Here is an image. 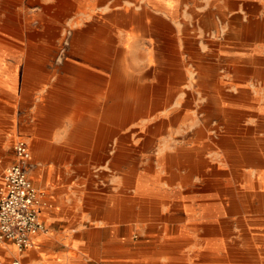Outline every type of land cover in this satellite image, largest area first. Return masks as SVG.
<instances>
[{
    "label": "rangeland",
    "instance_id": "rangeland-1",
    "mask_svg": "<svg viewBox=\"0 0 264 264\" xmlns=\"http://www.w3.org/2000/svg\"><path fill=\"white\" fill-rule=\"evenodd\" d=\"M52 1L55 0H0V35L9 40L11 33L14 34L15 40L8 43L18 56L10 53L12 56L0 59V74L10 79L7 80L9 87L5 88L15 94L16 136L28 131L29 122L32 127L41 126L38 103L42 95L48 94L46 91L54 89L44 84L53 83L57 78L56 65L63 62V69L74 68L68 67L67 63L71 62L73 30L100 19L107 12L117 13L124 7H132L131 20H121L112 28L106 57L110 58L113 68L124 70L121 73H126L129 83L135 81L136 75L145 83L152 74H157L159 84L165 86L153 88L158 89L160 98L155 100L152 108L142 107L138 112L132 109V116L126 123L118 118L123 114L119 107L121 109L132 97L110 104L108 119L111 126L127 130L126 158L116 161L122 167L112 165L109 172L110 183L121 181L127 187L129 257L125 264H264V187H249L243 177L246 171H252L251 176H264V109H261L264 105V0H144L143 3L134 0L129 6L124 5L129 0L75 1L61 19L51 20L53 25L59 26L55 48H51L50 43L42 44L28 37V28L41 16V6ZM141 9H144V17L141 13L137 15ZM11 11H15L14 21L19 28L5 24ZM162 15L178 17L179 22L173 28L168 27L170 24ZM148 16L159 24V38H150L152 24L147 23L150 21ZM25 20L31 21L29 25ZM36 29L42 31L43 27L37 25ZM126 30L138 31L142 37L134 44L127 43L124 48L120 39L114 38V32L120 34ZM92 31L84 36L93 35ZM186 38L199 39L197 43L204 60L206 51L214 48L222 51V63L218 66L222 71L219 73L228 81L231 72L238 74L237 94L219 89L220 96L214 101L204 95L205 88L186 87L185 84L192 82L198 84L193 62L196 44L186 43ZM210 38L217 41L216 47ZM29 47L45 48L43 52L48 53L36 72L38 77L26 85L24 54ZM104 58L89 61L102 62ZM233 62L237 69H231ZM7 63L14 67L13 71L3 68ZM180 66L188 70L187 75L191 73V80L185 73L175 70ZM174 74L181 76L177 81L182 87L172 85L178 83L172 78ZM189 89H194L195 93L186 103L167 100H174ZM5 97L0 91V101ZM2 106L0 103L1 114L6 112ZM168 110L171 115H181L153 139H147L143 131L147 124L158 119L157 114ZM62 122L70 127L73 121L66 117L54 126L59 127ZM96 122H99L98 118ZM114 146L112 140L111 149L116 155L118 150ZM194 146L199 147L201 162L187 161L180 153L184 148L186 154L191 155L197 151L193 150ZM165 151L173 155L163 164L156 156ZM157 182L164 188L160 194H156ZM148 188L154 189L155 195L144 194V189ZM190 208L196 211L191 218L187 215ZM201 212H209L210 216L199 217ZM247 259L249 261L245 262ZM12 260L3 258L1 264H12Z\"/></svg>",
    "mask_w": 264,
    "mask_h": 264
},
{
    "label": "crops",
    "instance_id": "crops-1",
    "mask_svg": "<svg viewBox=\"0 0 264 264\" xmlns=\"http://www.w3.org/2000/svg\"><path fill=\"white\" fill-rule=\"evenodd\" d=\"M132 1L134 0H129L124 5L129 6ZM138 1L144 2V0ZM162 16L170 24L168 27L173 28L179 22L178 17ZM148 17L150 21L147 23L152 24L150 38H159V30L154 29V21L151 16ZM114 34V38L120 39V44L124 48H127V43L134 44L142 37L135 30L122 31L120 34L114 32ZM86 37L89 38L91 35ZM197 41H199L197 38L191 40L186 38V43L196 44L193 62L198 79V84L192 82L185 84L186 87H203L206 89L204 95H208L211 97L210 100L214 101L220 96L219 89L221 92L227 90L228 94H233V91L237 94L238 74L231 72L228 81L219 73L222 71L218 67L222 63V51L217 48L210 52L206 51L204 60ZM210 41L216 47L217 41L213 38H210ZM108 53H105L102 62H87L83 57L84 49L78 46L71 48L69 60L74 69L71 72L63 69L61 67L63 62L56 65V69L59 70L57 78L53 83L44 84L45 87L54 89L46 91L48 94L42 95L38 103L40 118L38 120L42 121L41 126L32 127L29 122L30 128L23 132L22 136H16L15 94L5 88L9 87L7 83L9 77L3 78L0 74V91L6 96L5 100L0 101L3 105L2 109H6V112L0 113V187L4 183L7 162L11 160L12 163L15 159L12 155L14 144L22 138L29 144L31 153L27 160V172L41 200L39 212L44 224L43 229L33 236L32 245L27 248L19 250L10 241L0 242V264L6 257L12 258V262L17 260L18 264L126 263L127 187L121 181L110 183L109 172L112 165L122 167L116 164V161L126 158L124 149L127 130L121 126H111L108 119L110 104L112 101L124 102L128 96V86L134 87V92L129 96L137 102L143 97L139 87L150 85L152 88H158L165 85L159 84L157 74H152L145 83L138 75L133 83L127 82L126 73H121L124 70L111 66L110 58L106 57ZM156 59H158L157 54ZM234 62L230 64L231 69H237ZM3 68L13 71L14 67L7 63ZM175 70L185 73V77L191 80V73L187 75L188 70L184 67L180 66ZM80 72L84 73L82 77L79 75ZM179 77L181 76L176 74L172 76L176 81L181 80ZM192 77L195 78V75ZM168 79H171V75H168ZM172 85L182 87L180 82ZM194 89L177 95L174 100H167L186 103L188 97L194 95ZM159 95L158 89H152L148 96H151L150 100L153 101L160 98ZM49 106L53 107L54 118L49 125L43 127L42 124L48 123L45 120L46 108ZM73 115L93 121L95 126H79L74 121ZM66 117L73 121L70 127L65 126L63 122L59 127L54 126L59 119ZM97 118L99 122H96ZM112 140L115 150H118L116 155L111 149ZM155 186L156 194H160L161 189H164L160 182Z\"/></svg>",
    "mask_w": 264,
    "mask_h": 264
},
{
    "label": "bare ground",
    "instance_id": "bare-ground-1",
    "mask_svg": "<svg viewBox=\"0 0 264 264\" xmlns=\"http://www.w3.org/2000/svg\"><path fill=\"white\" fill-rule=\"evenodd\" d=\"M75 1H84V0H55L54 2L52 1V3L50 4H46V5H42L41 6V16L39 18L34 19L33 22L34 25L30 26L28 29L30 30L28 37L30 40H39L40 43H50L52 44L51 48H55V39L58 37V25H53L52 21L53 19H61V17H63V15H65L74 5H75ZM117 1V0H116ZM114 1V2H116ZM227 1V0H226ZM98 2V1H97ZM101 2V1H100ZM13 3V2H12ZM99 4V3H98ZM117 5V4H116ZM227 6V5H226ZM231 7V6H230ZM3 9V8H2ZM15 10V9H14ZM25 10H27V7L25 6ZM133 10L132 7H124L122 8L120 11L118 10L117 13H105L101 16L100 19L98 20H93L91 22H87L84 26H82V28H76L73 30L72 33V38H71V45L72 47H76L78 46L81 49H84V59L88 62L89 60L95 58V59H99L105 56V53H107L106 49L110 46V34L112 32V28H114L115 26H117L119 24V22L121 20L123 21H128L131 20V11ZM174 11V10H173ZM120 12V13H119ZM137 12V11H136ZM144 9H141L140 11H138L137 15L139 13H141V15H144ZM15 11H11V13L9 14V17L7 18L5 24L7 26H11V27H17L16 26V21H14V14ZM43 15V16H42ZM120 15V16H119ZM17 16V15H16ZM115 16V18H114ZM144 17V16H143ZM264 18V17H262ZM25 19V18H24ZM256 19V18H255ZM241 20V19H240ZM249 20V19H248ZM26 21V20H25ZM31 21H26V23H30ZM23 23V22H22ZM96 24V25H95ZM24 25V24H23ZM42 26L43 30H37L36 26ZM93 25H95L93 27ZM148 25V24H147ZM241 25V24H240ZM249 25V24H248ZM149 26V25H148ZM153 26L154 29L159 30V24L156 22H153ZM264 26V25H262ZM239 27V26H238ZM19 28V27H17ZM150 28V26L148 27ZM245 28V27H244ZM249 28V26H248ZM254 28V25L252 27V29ZM259 28V25H258ZM252 29H248L252 30ZM16 30V29H15ZM91 30H93L91 37H86L84 36L86 33H88ZM7 32H10L9 30H7ZM11 33V32H10ZM253 33V32H252ZM12 37L9 38V40H6L3 36L0 35V58L1 57H5V56H12L10 53H13L12 50L10 49L11 47H9V41L15 40L14 34L11 33ZM240 35V34H239ZM243 36V35H242ZM254 36V35H253ZM255 37V36H254ZM259 37V36H258ZM7 38V37H6ZM22 38V37H21ZM64 38V37H63ZM239 38V37H238ZM54 45V46H53ZM41 48V47H40ZM49 48V47H48ZM43 50L45 51V48L42 49H35V48H28V50H26V53L24 54V60H25V80H26V85L27 82L32 80L33 78L38 77L36 74V72L38 71V69L40 68V66L44 63V61L47 59V54L48 52H43ZM13 56L17 57L14 53ZM68 63V67L73 66L72 62H67ZM66 63V64H67ZM210 66V65H209ZM87 68V67H86ZM74 69V68H73ZM72 71V69L68 68L67 71ZM92 70V69H91ZM213 73V72H212ZM83 72H80L79 75L80 77L83 76ZM256 74V73H255ZM206 75V74H205ZM257 76V75H256ZM68 78H71V76H68ZM10 80V79H9ZM10 82V81H9ZM151 86L150 85H143L141 87H139V90L142 92L143 97L140 101H133L132 99H128L124 102L122 108L120 109L119 107V111H123V114H119L118 118L122 123H126L128 121V119H130V117L132 116V109L133 111L138 112L142 107H151L152 104H156V101L153 100L151 101L150 98H148V95L151 92ZM134 87H127V94L128 96L131 94V92H134ZM65 94V93H63ZM133 103H136L135 106H133ZM133 106V108H132ZM153 106V105H152ZM53 107L49 106L46 108L47 110V118L45 121H47V124H42L44 125L43 127L49 125L50 121L53 120L54 118V112H53ZM261 109H264V105H262ZM181 115V114H180ZM179 115V116H180ZM179 116L177 115H171V111H166L165 113H159L157 114L156 117H158V119H155L154 121H152L151 123L147 124L146 128L143 130L144 132H146L147 135V139H153L156 135H158L162 130L166 129V127H168V125L170 124L171 121L177 119ZM184 116V115H183ZM73 119L74 121H76L79 126H95V123L93 121H88L87 119H85L84 117H79L76 115H73ZM51 125V124H50ZM111 133V132H110ZM29 138V137H28ZM193 150H197L195 152H192L191 155L186 154V152L184 151V148L180 149V153L185 155V157H187V161H192V159L197 160V162H201L200 160H203L202 155L199 154V147L198 146H194ZM234 151V150H233ZM179 152L177 155H179ZM259 152V151H258ZM199 154V155H198ZM261 154V153H260ZM170 152L165 151L159 155L156 156V158L161 162V163H168V161L170 160V158L172 157ZM255 159V158H254ZM257 159V158H256ZM262 159V158H261ZM196 162V161H195ZM236 166V165H235ZM31 167V166H30ZM207 167V166H206ZM210 167V166H209ZM258 168V167H256ZM208 169V168H207ZM215 171V170H214ZM138 172V171H137ZM143 172V171H142ZM252 172V171H251ZM251 172L246 171L243 173V177H244V181L247 182V186L249 187H264V176H261L259 174H256L254 176H251ZM254 172V171H253ZM152 173V172H151ZM242 175V174H241ZM159 177V176H158ZM226 178V177H225ZM159 180V179H158ZM243 181V182H244ZM225 182V181H224ZM223 183V182H222ZM226 183V182H225ZM231 184V183H230ZM243 185V184H242ZM212 187V186H211ZM162 190V189H161ZM249 190V189H248ZM260 190V189H259ZM154 192V189H144V194H148V193H152ZM155 195V194H154ZM160 196V195H159ZM122 200V199H121ZM137 200V199H136ZM231 200V199H230ZM124 201V199H123ZM183 201V200H182ZM199 201V200H198ZM205 201V200H204ZM222 202V201H221ZM121 203V202H120ZM124 203V202H123ZM224 203V202H223ZM227 203V202H226ZM126 204V203H124ZM128 204V203H127ZM126 204V205H127ZM132 204H134L132 202ZM232 204V203H231ZM236 204V203H234ZM121 205V204H119ZM233 205V204H232ZM133 206V205H132ZM233 207V206H232ZM183 208V206H182ZM233 209V208H230ZM123 211V210H122ZM230 211V210H229ZM124 213V212H123ZM129 213V212H128ZM196 213L195 209L190 208L189 209V213H187V215H189V217L191 218L192 216H194ZM209 213V212H208ZM207 212H201L199 214V217H207L210 216ZM125 214V213H124ZM123 215V214H122ZM125 216V215H124ZM121 217V216H120ZM126 217V216H125ZM134 221V220H133ZM129 224V223H128ZM132 224V223H131ZM209 224V223H208ZM206 225V224H205ZM220 225V224H219ZM201 228V226H199ZM220 230V229H219ZM249 231V230H248ZM196 232V231H195ZM194 232V233H195ZM255 232V231H254ZM129 233V232H128ZM193 233V232H192ZM221 233V232H220ZM264 235V234H262ZM201 236V235H200ZM223 237V236H222ZM195 238V237H194ZM253 240V239H251ZM131 241V240H130ZM196 243V240H195ZM202 244V243H201ZM254 244V242H253ZM165 246V245H164ZM173 246V245H172ZM194 246V245H193ZM192 246V247H193ZM247 247V246H246ZM245 247V248H246ZM160 248V247H159ZM194 248V247H193ZM248 248V247H247ZM166 249V248H165ZM181 249V248H180ZM191 249V248H190ZM253 249V248H252ZM158 250V249H157ZM170 250V249H169ZM177 250V249H176ZM196 250V249H195ZM242 250V249H241ZM249 250V249H248ZM255 250V249H253ZM171 251V250H170ZM187 251V250H186ZM245 251V250H244ZM190 252V251H189ZM229 252V251H228ZM249 252V251H248ZM174 253V252H172ZM185 253V252H184ZM252 253V252H251ZM193 254H194V250H193ZM248 254V253H247ZM188 255V254H187ZM223 255V254H221ZM166 256V255H165ZM198 256V253H197ZM235 256V255H233ZM240 256V255H239ZM236 256V257H239ZM129 257V256H127ZM209 257V256H208ZM211 257V256H210ZM213 257V256H212ZM248 257V256H247ZM246 257V258H247ZM152 258V256H151ZM176 258V257H175ZM220 258V257H219ZM225 258V257H223ZM250 258V257H249ZM144 259V258H143ZM160 259V258H159ZM173 259V258H172ZM244 259V258H243ZM167 260V258H166ZM174 260V259H173ZM172 260V261H173ZM177 260V259H176ZM186 260V259H185ZM190 260V259H189ZM229 260V259H228ZM179 261V259L177 260ZM176 261V262H177ZM184 261V260H183ZM238 261V260H237ZM244 261V260H243ZM249 261L248 259L245 260V262ZM181 262V261H180ZM190 262V261H188ZM208 262V261H206ZM223 262V261H222Z\"/></svg>",
    "mask_w": 264,
    "mask_h": 264
},
{
    "label": "built area",
    "instance_id": "built-area-1",
    "mask_svg": "<svg viewBox=\"0 0 264 264\" xmlns=\"http://www.w3.org/2000/svg\"><path fill=\"white\" fill-rule=\"evenodd\" d=\"M30 153L26 140L21 138L15 142V159L5 168L4 183L0 187V242L10 241L19 250L31 246L33 236L44 227L38 191L27 172Z\"/></svg>",
    "mask_w": 264,
    "mask_h": 264
}]
</instances>
